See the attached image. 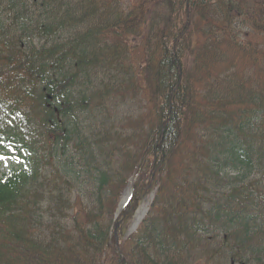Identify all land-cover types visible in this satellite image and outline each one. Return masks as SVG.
<instances>
[{"label": "trees", "instance_id": "16d2710c", "mask_svg": "<svg viewBox=\"0 0 264 264\" xmlns=\"http://www.w3.org/2000/svg\"><path fill=\"white\" fill-rule=\"evenodd\" d=\"M126 3L0 0V264H264V0Z\"/></svg>", "mask_w": 264, "mask_h": 264}, {"label": "rangeland", "instance_id": "374dc122", "mask_svg": "<svg viewBox=\"0 0 264 264\" xmlns=\"http://www.w3.org/2000/svg\"><path fill=\"white\" fill-rule=\"evenodd\" d=\"M191 58H192V55L189 54L188 55V62L191 60ZM119 111H120L119 109H116V110H112L111 112L115 115H119ZM98 117H99V121H100V120H104L103 118H106L107 116L104 113H99L98 115H96V122L98 121ZM14 162L15 161H13L11 159L0 157V177L2 174L6 173L8 166L14 164ZM13 166H16V165H13ZM146 190L147 189H145L144 186L142 187L138 184V175L130 176L127 180V184L124 186V188L122 189V191L120 193L119 201L122 200V198L124 197V194L128 193V195H127V198H126V200L122 206H119V204H118V206H117L119 208L118 213H120V211L124 210L126 208L125 206L130 204L131 200L134 201V199H133L134 197L139 198L138 207L143 205V203H146V207L149 208L150 203L152 201V196H153L154 190H148V191H146ZM134 213L131 214V216L126 220V222L123 225V231H124L125 235L130 234L136 228V226H134V224H133ZM205 262H206V259H204V258L200 259L199 258V259H195L190 264H206ZM209 263H213V261L210 260L207 264H209Z\"/></svg>", "mask_w": 264, "mask_h": 264}, {"label": "bare ground", "instance_id": "6f19581e", "mask_svg": "<svg viewBox=\"0 0 264 264\" xmlns=\"http://www.w3.org/2000/svg\"><path fill=\"white\" fill-rule=\"evenodd\" d=\"M127 194H124V197L122 198V202H121V205L124 204L126 198H127ZM146 203H143V205L139 206L137 208V210L135 211L134 213V221H133V224H138V222L140 221V218H142V216L144 215L145 211H146Z\"/></svg>", "mask_w": 264, "mask_h": 264}]
</instances>
